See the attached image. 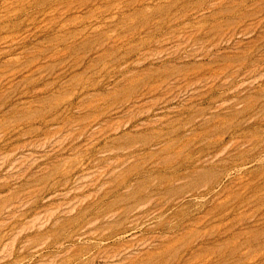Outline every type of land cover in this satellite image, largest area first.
<instances>
[{
  "label": "rangeland",
  "instance_id": "obj_1",
  "mask_svg": "<svg viewBox=\"0 0 264 264\" xmlns=\"http://www.w3.org/2000/svg\"><path fill=\"white\" fill-rule=\"evenodd\" d=\"M0 264H264V0H0Z\"/></svg>",
  "mask_w": 264,
  "mask_h": 264
}]
</instances>
